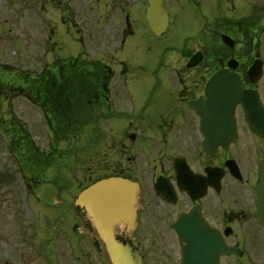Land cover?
Here are the masks:
<instances>
[{"label": "flooded vegetation", "instance_id": "obj_1", "mask_svg": "<svg viewBox=\"0 0 264 264\" xmlns=\"http://www.w3.org/2000/svg\"><path fill=\"white\" fill-rule=\"evenodd\" d=\"M148 7L0 0V40H46L52 51L32 78L0 79V264H110L75 205L82 189L110 176L138 186L129 240L143 264H264V141L240 103L221 112L218 96L207 95L221 74L264 106V0H163L167 25L158 34ZM66 40L80 52L59 55ZM17 99L36 112L37 142L13 111ZM14 179L24 191L10 190ZM41 184L55 188L41 193L48 203L34 194ZM184 214L186 236L198 230L231 252L183 262L174 225Z\"/></svg>", "mask_w": 264, "mask_h": 264}, {"label": "water", "instance_id": "obj_2", "mask_svg": "<svg viewBox=\"0 0 264 264\" xmlns=\"http://www.w3.org/2000/svg\"><path fill=\"white\" fill-rule=\"evenodd\" d=\"M151 12L158 13L161 0H150ZM220 83L223 86L226 82L214 81V85ZM230 85V83H229ZM228 86V82H227ZM231 86V85H230ZM229 106H233V101L242 102L246 109V115L251 128L257 134H261L260 128L263 127L264 137V109L263 120L259 114L253 116L250 111L257 112L259 105L257 101L247 102L248 98L243 92L236 87L235 94L231 92ZM223 94L221 95L220 105H225ZM253 96V94H252ZM263 165V203H264V162ZM262 172V170H261ZM135 190L132 184L117 178L100 181L88 189L84 190L78 199V204L86 207L95 227L103 240L109 258L112 264H141L140 256L128 244H124L117 236L115 225L126 224L134 212ZM264 205V204H263ZM263 222H264V206H263ZM198 241L190 242L189 251L192 254L199 255L203 247ZM205 248V247H204Z\"/></svg>", "mask_w": 264, "mask_h": 264}, {"label": "rangeland", "instance_id": "obj_3", "mask_svg": "<svg viewBox=\"0 0 264 264\" xmlns=\"http://www.w3.org/2000/svg\"><path fill=\"white\" fill-rule=\"evenodd\" d=\"M67 49L62 52L57 51L59 55H76L80 52L81 47L71 44L70 41H65ZM51 52L45 53L42 43L38 41H25V40H0V65H7L17 71H38V65H45V62H49ZM36 63H39L36 65ZM32 65V66H31ZM6 66V67H7ZM36 67V68H34ZM0 79L7 83L9 81L17 82V79L12 77L11 74L1 73ZM13 111L16 116L27 124V128L30 131L32 139L37 142V116L36 112L29 114V108L20 100L14 101ZM6 144V138L0 136V160L4 157V145ZM11 159V158H10ZM13 163L12 173L16 175L17 170L14 169ZM10 190L12 191H24L21 183L17 180H13L10 184Z\"/></svg>", "mask_w": 264, "mask_h": 264}]
</instances>
